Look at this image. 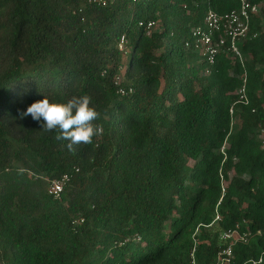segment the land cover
Returning a JSON list of instances; mask_svg holds the SVG:
<instances>
[{
	"label": "trees",
	"instance_id": "trees-1",
	"mask_svg": "<svg viewBox=\"0 0 264 264\" xmlns=\"http://www.w3.org/2000/svg\"><path fill=\"white\" fill-rule=\"evenodd\" d=\"M248 1L241 60L210 65L186 43L237 0H0V264H191L194 240L216 264L237 224L229 264H264V0ZM82 95L103 132L74 152L19 118Z\"/></svg>",
	"mask_w": 264,
	"mask_h": 264
},
{
	"label": "built area",
	"instance_id": "built-area-1",
	"mask_svg": "<svg viewBox=\"0 0 264 264\" xmlns=\"http://www.w3.org/2000/svg\"><path fill=\"white\" fill-rule=\"evenodd\" d=\"M102 4H105L106 0H99ZM239 8L230 10L228 12L218 14L213 10H208L203 18V26L197 27L192 31V42L186 43L193 45L197 52H200L205 61L213 65L215 58L219 53H231L241 60L242 55L240 53L238 44L246 37L249 32L251 20L255 14L258 13L259 7L256 4H252L248 0H237ZM143 26V23H139ZM146 30L150 31L154 27V22H147ZM126 40L124 37L120 39L119 48L123 49ZM121 94L125 92L120 91ZM238 101L242 104H247V98L245 97V86L237 92ZM231 112V111H230ZM259 140L261 143V149L264 150V126L259 129ZM221 151H224V146ZM68 181V176L64 175L61 179L54 180L50 183L49 191L54 196H58L62 191L63 186ZM219 204V202H218ZM221 219L219 214L215 210L213 223L219 222ZM249 232L242 229L241 225H235L234 227L223 231L219 240L226 245L217 254L216 264H229L233 259L232 247L237 243H246L248 240ZM195 244L190 253L191 264H196L194 259ZM262 258L258 260H250V264H260Z\"/></svg>",
	"mask_w": 264,
	"mask_h": 264
},
{
	"label": "clouds",
	"instance_id": "clouds-1",
	"mask_svg": "<svg viewBox=\"0 0 264 264\" xmlns=\"http://www.w3.org/2000/svg\"><path fill=\"white\" fill-rule=\"evenodd\" d=\"M91 104L92 98L89 95L73 96L65 103L50 102L44 96L21 112L19 118L30 115L34 121L42 119L44 123L41 127L45 131L58 128L60 134L56 139L67 141L68 150L74 152V146L90 144L94 136L103 132L102 126L94 123L99 118V113Z\"/></svg>",
	"mask_w": 264,
	"mask_h": 264
},
{
	"label": "rangeland",
	"instance_id": "rangeland-1",
	"mask_svg": "<svg viewBox=\"0 0 264 264\" xmlns=\"http://www.w3.org/2000/svg\"><path fill=\"white\" fill-rule=\"evenodd\" d=\"M128 53H129V50L127 49L126 51H125V57L127 58V56H128Z\"/></svg>",
	"mask_w": 264,
	"mask_h": 264
},
{
	"label": "crops",
	"instance_id": "crops-1",
	"mask_svg": "<svg viewBox=\"0 0 264 264\" xmlns=\"http://www.w3.org/2000/svg\"><path fill=\"white\" fill-rule=\"evenodd\" d=\"M237 2H238V1H237ZM239 6H240V5H239V3H238V8H239ZM238 8H236V9H238Z\"/></svg>",
	"mask_w": 264,
	"mask_h": 264
}]
</instances>
